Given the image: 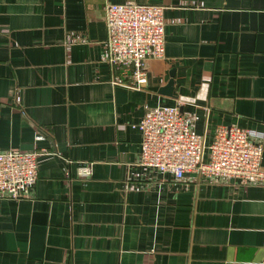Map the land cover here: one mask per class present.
<instances>
[{"label":"crops","instance_id":"obj_1","mask_svg":"<svg viewBox=\"0 0 264 264\" xmlns=\"http://www.w3.org/2000/svg\"><path fill=\"white\" fill-rule=\"evenodd\" d=\"M128 1L165 19L139 89L104 59V7ZM156 105L206 144L220 125L264 134V0H0V151H47L30 195L0 198V264H264V185L136 164Z\"/></svg>","mask_w":264,"mask_h":264},{"label":"built area","instance_id":"obj_2","mask_svg":"<svg viewBox=\"0 0 264 264\" xmlns=\"http://www.w3.org/2000/svg\"><path fill=\"white\" fill-rule=\"evenodd\" d=\"M104 10V59L113 74V83L139 89L147 82L146 62L164 57L163 6L128 1L107 3ZM188 102L194 99L179 98L180 105ZM196 119L194 115H184L177 105L149 108L136 125L142 135L136 164L172 173L175 179L195 171L205 177H235L242 184L264 185L262 132L220 125L206 144L204 135L193 130ZM46 153L45 149L0 151V198L28 197L38 177V158ZM78 172L88 178L90 163L80 165Z\"/></svg>","mask_w":264,"mask_h":264},{"label":"water","instance_id":"obj_3","mask_svg":"<svg viewBox=\"0 0 264 264\" xmlns=\"http://www.w3.org/2000/svg\"><path fill=\"white\" fill-rule=\"evenodd\" d=\"M170 75H173V71H170ZM162 91L164 93H166L167 95H172V91H173V81L172 79L169 80L168 84L166 85V87H164V89H162Z\"/></svg>","mask_w":264,"mask_h":264}]
</instances>
